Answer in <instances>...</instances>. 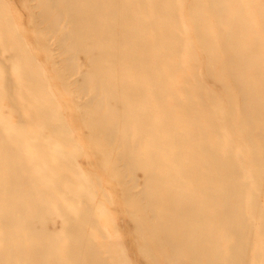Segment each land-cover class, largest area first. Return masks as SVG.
I'll list each match as a JSON object with an SVG mask.
<instances>
[{
    "label": "bare ground",
    "instance_id": "bare-ground-1",
    "mask_svg": "<svg viewBox=\"0 0 264 264\" xmlns=\"http://www.w3.org/2000/svg\"><path fill=\"white\" fill-rule=\"evenodd\" d=\"M0 264H264V0H0Z\"/></svg>",
    "mask_w": 264,
    "mask_h": 264
},
{
    "label": "rangeland",
    "instance_id": "rangeland-1",
    "mask_svg": "<svg viewBox=\"0 0 264 264\" xmlns=\"http://www.w3.org/2000/svg\"><path fill=\"white\" fill-rule=\"evenodd\" d=\"M3 106H4L5 108H8V106H9L8 102L5 101V102L3 103Z\"/></svg>",
    "mask_w": 264,
    "mask_h": 264
}]
</instances>
